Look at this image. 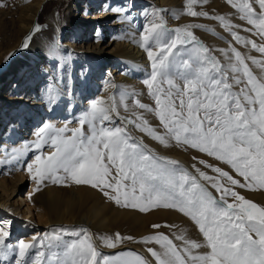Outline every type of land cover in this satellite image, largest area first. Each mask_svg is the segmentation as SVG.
Masks as SVG:
<instances>
[{"label": "snow or ice", "instance_id": "obj_1", "mask_svg": "<svg viewBox=\"0 0 264 264\" xmlns=\"http://www.w3.org/2000/svg\"><path fill=\"white\" fill-rule=\"evenodd\" d=\"M204 2L186 0V14L208 16L207 12L194 10L197 3ZM227 2L251 26L243 30L264 41V0ZM211 18L218 20L237 44L246 48L250 45L261 58L245 56L230 44L228 50H221L226 59L222 64L189 30L204 25L177 27L171 30L175 36L168 39L169 30L162 21L151 23L141 46L151 62V73L143 83L154 99V107L139 99L135 104L153 113L162 131L153 127L143 113L134 112V118L119 117L116 102L110 96L107 101H92L78 117L79 126L45 123L32 142L38 152L46 145L54 149L37 154L27 165L37 185L34 191H39L45 181H70L99 190L118 206L141 212L163 207L189 217L202 234L203 243L190 240L183 233L175 236L180 244L162 232L144 236L140 242L159 246V250L147 248L155 264H264V205L236 190H264V42L242 37L234 30L241 26L225 16ZM150 42L158 45L155 51ZM27 46L26 38L24 47ZM185 46H191V53ZM249 62L259 69L260 75L254 73ZM123 97L124 94L122 101ZM114 117L121 119L119 126ZM85 125L87 132L83 130ZM128 125L166 147L175 143L204 153L230 166L236 175L205 160L199 163L215 175L195 165V171H189L177 160L157 155L133 137ZM28 147L26 143L25 149ZM13 153V159L23 154L18 149H13ZM209 187L219 196L213 195ZM161 227L152 225L153 229ZM9 234L0 224V261L16 252V264H27L25 257L35 245L20 240L13 247L6 243ZM70 234L76 239L64 247V259L57 253L47 257L48 264H149L135 251L104 255L85 228ZM124 239L132 238L118 233L115 238H102L108 248H116ZM202 247L208 251L198 252ZM44 260L45 254L38 253L35 264H44Z\"/></svg>", "mask_w": 264, "mask_h": 264}, {"label": "rangeland", "instance_id": "obj_2", "mask_svg": "<svg viewBox=\"0 0 264 264\" xmlns=\"http://www.w3.org/2000/svg\"><path fill=\"white\" fill-rule=\"evenodd\" d=\"M6 2L7 0H0V5H3L0 6V10H5ZM76 2L77 0H48L45 3L44 9L40 14L39 22L44 28L48 25L57 23L59 25V31L62 36L61 40H63L65 38V34H67L65 28V14L68 12L71 5L75 4ZM110 3V0L96 1L91 5L93 8H91L90 11L86 12L87 14H85V17L91 19L93 15L103 13V11H105V4H108L109 6ZM136 4H147V7L154 8V16L153 14H151L149 16L146 15L142 18H135L136 15L134 13L136 9L134 8L136 7ZM255 7L258 11V6ZM116 8L117 10H115V13L117 14L106 16L105 22H103V25L105 26L100 25L101 23L91 24L90 29L87 33V39L91 43H95L97 41L101 42V51L110 55V58L107 60H112L108 63H105V61L98 63L97 60V62H94V64L96 65L92 70L96 71L94 73L92 72L93 74H89V81L92 84L95 80H98L97 85L99 89L104 85H107L104 84V82L107 81L106 79H108V82H110L111 79L113 80V77L119 75L124 71L123 70L116 73L113 72L115 69L120 70L123 67V65L116 66V64L119 63V60L115 62L114 57L115 52L118 50L117 47H115V43L123 35V31H127L137 36H140L141 33L145 35L146 28L153 22L162 21L164 23L166 29L169 30L168 32H166V37L168 39H171L175 36V32L171 30H174L177 27L184 28V26L186 25L195 24L204 25V27H193L189 30L192 31V33L200 43H202L210 50L211 55L215 56L216 59H218L222 64L226 63V59L221 50H228L230 44L232 47H235L237 48V50L241 51L245 56H254L258 59L261 58L260 53L251 49L250 45L246 48L242 44H237L233 40L231 34L226 31L224 27H222L221 23L218 20L211 18L213 16H225L226 18L231 20L233 24H238L241 26L239 29L234 30L238 31L242 37L254 39L257 41V43L264 42L261 41L259 37L255 36L253 33L245 32L243 30L244 28H248L251 26L248 25L245 20L240 19V14L236 11V9H233L231 7L227 0H206V2L204 3H197L194 6L195 11H204L208 13V16L197 17L186 14V0H179L178 5L174 9L168 4L159 5L156 0H124ZM80 12L81 11L78 10L76 13L79 14ZM123 13L124 16H122ZM121 18H124L123 20H125L126 22L128 21L135 24L136 27L132 28L131 26H127L128 24L124 25L122 23V20H120ZM37 41H39L41 45L44 44L39 39V37H37ZM82 44H84V41H82ZM141 44H143V42ZM43 46L47 51L49 47H51V45L47 46L46 44ZM150 46L154 51L158 47L155 42H150ZM185 47H187L188 52L191 53V46ZM143 49L145 50L144 47ZM181 51L183 52V48L181 49ZM229 55H231L230 51ZM53 57L57 64H61L60 52L57 47ZM185 58H187V54H185ZM249 64L254 73L260 75L259 69L255 65H251L250 62ZM82 65L84 64H81V66ZM63 66L64 65L62 63L60 71L62 73V77L58 80L57 84L58 90L61 94L64 93L63 87L70 79L67 71H63ZM139 72L140 70L135 69V73ZM150 73L151 62L149 61L147 69H145L141 74L139 73V78L135 83L114 84L112 85V88L109 89L108 96L114 98L117 109L119 111V117L134 118V112L143 113L145 119H147L153 127H157L159 129V121L155 118L154 114L137 108L135 104V100L139 99L141 103L154 107V99L148 94L147 86L143 83V81L149 77ZM76 74L80 75L81 73H75V75ZM110 74L113 75L110 76ZM12 76L13 73L8 77V79H10ZM81 77H78V80L80 79V82L78 84L80 85L79 89L85 90L89 87V83H87L86 78L81 79ZM106 88L108 89L107 86L105 87V89ZM95 91L96 89L92 90V92ZM122 94H124L123 101L121 100ZM86 97L87 95L84 97V103L87 102V99H85ZM48 99L44 95L42 96V103L38 107L37 112L32 111L30 118L27 119V121H24V113H18L13 121L9 122V124L5 127V131L1 133L3 128L0 131V201L6 200L7 205H13V203H16V200L18 199V197L15 196L16 192H20L22 196H25V194L29 193L31 189L34 190L37 188L34 179L27 171V165L29 163H32L37 154L50 153L54 150L50 145L44 146L40 152L36 151L34 147H32V142L36 139L35 133L38 131V129L45 123H50L56 127H63L65 125H67L69 128L77 127L79 126L78 117L82 113L86 112L90 107L88 105L84 106V108H80L81 104H77L78 110L74 117L72 119L70 118L68 121L63 123V125H61V123H58L55 120H47L48 116H50L52 112V110L50 109L52 108V104L49 103ZM20 104H18L17 107H19ZM125 105L127 107H125ZM21 111H23V109L19 110L18 112ZM15 113L16 112L12 111V114ZM119 117H116V119L114 120V123L118 126L121 124V119ZM10 130L11 132H14V135L13 133L9 134ZM83 130L87 132L88 129L86 125L84 126ZM159 130L162 131V129ZM128 131L137 140H142L143 143L157 155L169 159H175L189 171L194 172L195 169H193V165H195L196 168L207 172L209 175H215L210 168H205L204 165L199 163V160H205L208 164L221 167L224 170L229 171L233 176L236 175L231 170L230 166L223 164L222 162L217 161L212 157H208L206 154L200 153L195 149L185 148L184 146L176 145L175 143H172L166 147L159 144L151 137L145 135L134 125H128ZM26 143L29 145L27 150L25 149ZM18 146L20 147L23 154L20 155L18 159H13L12 157L16 155L15 153H13V149H17ZM193 157H195L196 159H193ZM20 175H23L24 182L21 187L19 186ZM42 186H46L47 188L55 192L64 203L73 201L76 195L75 191L77 186L84 187L86 185H75L70 181L67 184H53L51 181H45L39 186V189ZM15 188H18V190L13 193L12 191ZM94 190L96 191V193H94L95 199H91L88 204H92L97 207V216L94 217L92 222L88 223V225L87 223L84 224L83 196L81 200L82 202L79 204H75L71 208V213L67 216L66 222L57 224H51L48 222L44 226L37 228L35 226L37 218L34 216L32 218L34 221V223H32V226L30 228H25L21 232H17V230H15L17 229V226L11 227V225H9V230L11 232L13 230L15 231L14 233H12L11 237L6 240V243H10V245L15 247V243L21 236L30 233L33 234L31 243H33L35 246L25 257L27 264H35V257L38 253L45 254L44 264H48L47 257L53 256L57 253L60 254L61 259H64V247L67 244L71 243L74 239H76V237H74L70 233L80 228H85L88 230V232L93 237L95 246L104 255L113 256L119 252L135 251L136 253L142 255L145 259H147L149 261V264H155V260L147 252V248L154 247L159 250V246L155 244H144L140 242L141 238L144 236L162 232L172 238L174 242L180 244L182 242L176 241L175 236L183 233L188 239L203 243V236L199 232L198 227L194 224V222L191 221L189 217L185 216L175 209H166L160 207L150 209L147 212H141L138 209L118 206L113 201L103 196V194L99 190ZM209 190L213 192V195L217 197L219 196V193H216L215 189L209 187ZM236 190L244 195L247 199H250L257 204L264 205V190H248L239 188H237ZM4 214V212H0V223L3 222V218H6ZM153 224H160L162 225V227L160 229H153ZM117 233L121 237H131L132 239H124L122 242L117 243L116 247H124L116 250H112L113 248L106 247L102 238H115ZM34 237L36 238L35 240H33ZM39 238L41 239L40 243L38 241ZM143 251H145V253L148 254L149 257L145 255ZM197 251L203 253L208 251V249L206 247H202ZM18 258L19 257L17 253L12 252L8 255L6 260L0 261V264H16V260Z\"/></svg>", "mask_w": 264, "mask_h": 264}, {"label": "bare ground", "instance_id": "obj_3", "mask_svg": "<svg viewBox=\"0 0 264 264\" xmlns=\"http://www.w3.org/2000/svg\"><path fill=\"white\" fill-rule=\"evenodd\" d=\"M47 1L7 0L5 10H0V131L3 128L1 133L5 131V127L9 122L13 121L18 113H24V121H27L32 111L37 112L38 107L42 103L43 95L47 99L49 98V103L52 104V108H50L52 112L47 120H55L63 125V123L74 117L78 110L77 104H81L80 108H84V106H90L91 102L96 99L107 101L109 89L112 88V85L135 83L139 75L148 67L147 52L141 46L144 34L141 33L140 36H137L122 30L124 32L123 35L115 43V47L118 50L115 52L114 57L115 62L119 60L116 66L123 65V67L120 70L115 69L113 72L124 71L113 77L110 82L106 79L107 81L104 84H107L108 89H105V85L99 89L98 80L91 84L89 74H93L96 71L92 70L96 65L94 62L97 60L98 63L103 61L108 63L112 60H107L110 55L101 51V42L91 43L87 39L88 30L91 24L94 23H101L100 25L105 26L103 22H105L106 16L117 14L115 13L116 7L124 0H110L109 6L108 4L104 6L105 11L101 14L93 15L91 19L85 17V14L93 8L91 5L98 0H77L65 14L67 34H65L63 40H61L62 36L57 23L44 28L39 22L40 14ZM156 2L159 5L168 4L174 9L178 5L179 0H156ZM134 9H136L135 18H142L151 14L154 16V8L147 7V4H136ZM78 10L81 11L79 14L76 13ZM122 16H124V13ZM123 19L121 18L120 20H122L124 25L128 24L127 26L132 28L136 27L135 24L126 22ZM37 37L44 43L43 45H51L48 51L37 41ZM26 38L28 39V46L24 47ZM82 41H84L85 45L82 44ZM56 47L60 52L61 64H57L53 57ZM62 63L64 65L63 71H67L70 78L63 87V94L59 92L57 86L58 80L62 77L60 72ZM81 64L84 65L81 66ZM135 69L140 70V74L135 73ZM12 73L13 76L8 79ZM75 73L81 74L75 75ZM78 77L87 79V83H89L87 89H79L80 79L78 80ZM94 89L96 91L92 92ZM86 95L85 99H87V102L84 103ZM18 104H20L19 107H17ZM22 109L23 111L18 112ZM12 111L16 113L12 114ZM115 119L116 117H114ZM12 133L14 135V132L10 130L9 134ZM17 149L21 150L19 146ZM19 178V186L21 187L24 183L23 175H20ZM16 190L18 188L13 189L12 192L15 193ZM75 193L73 201L63 203L55 192L46 186H42L37 192L31 189L25 196H22L20 192H16L15 196L18 199L13 205H7L6 200L0 201V212H4L6 217L2 219L3 222L0 224L4 226V230L10 233L6 240L11 237L15 230L21 232L25 228H30L32 223H34L32 219L34 216L37 218V222H35L37 228L44 226L48 222L51 224L66 222L67 216L71 213V208L75 204L81 203L83 196L84 224L87 223L88 225L97 216V207L88 204L91 199H95L94 193L96 191L87 186H77ZM9 225L11 227L17 226V229L11 232ZM30 234L21 236L15 246L18 245L20 240L31 243L33 234ZM38 241L40 243L41 239L39 238ZM121 247H116L112 250ZM143 252L145 253V251ZM145 255L148 256L146 253Z\"/></svg>", "mask_w": 264, "mask_h": 264}]
</instances>
